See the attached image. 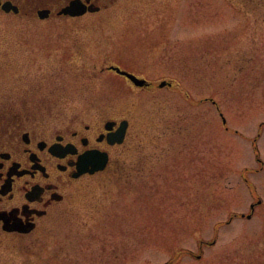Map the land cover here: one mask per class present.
Wrapping results in <instances>:
<instances>
[{"label": "rangeland", "instance_id": "1", "mask_svg": "<svg viewBox=\"0 0 264 264\" xmlns=\"http://www.w3.org/2000/svg\"><path fill=\"white\" fill-rule=\"evenodd\" d=\"M244 2L0 13V123L33 109L58 124L132 122L118 164L60 217L35 235L0 230V264H264V7Z\"/></svg>", "mask_w": 264, "mask_h": 264}, {"label": "flooded vegetation", "instance_id": "2", "mask_svg": "<svg viewBox=\"0 0 264 264\" xmlns=\"http://www.w3.org/2000/svg\"><path fill=\"white\" fill-rule=\"evenodd\" d=\"M123 1L0 0V13L42 20L76 19L99 16ZM35 110L0 123V230L16 236L44 230L80 194L85 180L113 169L132 128L129 116L87 122L76 115L58 124ZM123 122L126 129L119 142L115 135ZM104 158L103 170H84Z\"/></svg>", "mask_w": 264, "mask_h": 264}, {"label": "water", "instance_id": "3", "mask_svg": "<svg viewBox=\"0 0 264 264\" xmlns=\"http://www.w3.org/2000/svg\"><path fill=\"white\" fill-rule=\"evenodd\" d=\"M109 68L115 70L119 74L125 75L126 77H128L137 86L143 87V86H148V85L151 84V82L148 81L147 79L139 77L136 74H134L132 72H129V71L125 70V69H122L119 66L111 65V66H109ZM172 84H173L172 81L162 80L159 83V87L171 86ZM125 129H126L125 122H123L122 128H120V130L118 131L117 135H115L119 142H121L123 137H124ZM106 163H107V158H104L101 163H98L97 165H94L93 168L84 169V170H90L91 172H94V171H97V170H101V169H103L105 167ZM260 203H262L261 199L258 201V204H260ZM255 205L256 204H252V210L253 211L255 209ZM247 216H248V218H250L252 216V214H248Z\"/></svg>", "mask_w": 264, "mask_h": 264}, {"label": "trees", "instance_id": "4", "mask_svg": "<svg viewBox=\"0 0 264 264\" xmlns=\"http://www.w3.org/2000/svg\"><path fill=\"white\" fill-rule=\"evenodd\" d=\"M242 1H245L244 4L247 3V6L251 5V2H254L264 7V0H242Z\"/></svg>", "mask_w": 264, "mask_h": 264}]
</instances>
